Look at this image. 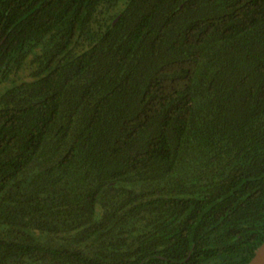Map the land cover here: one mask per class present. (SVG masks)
Here are the masks:
<instances>
[{"label":"trees","instance_id":"16d2710c","mask_svg":"<svg viewBox=\"0 0 264 264\" xmlns=\"http://www.w3.org/2000/svg\"><path fill=\"white\" fill-rule=\"evenodd\" d=\"M2 84L0 264L263 244L264 0H0Z\"/></svg>","mask_w":264,"mask_h":264},{"label":"water","instance_id":"95a60500","mask_svg":"<svg viewBox=\"0 0 264 264\" xmlns=\"http://www.w3.org/2000/svg\"><path fill=\"white\" fill-rule=\"evenodd\" d=\"M248 264H264V242Z\"/></svg>","mask_w":264,"mask_h":264},{"label":"rangeland","instance_id":"374dc122","mask_svg":"<svg viewBox=\"0 0 264 264\" xmlns=\"http://www.w3.org/2000/svg\"><path fill=\"white\" fill-rule=\"evenodd\" d=\"M28 75V72H21L20 74H19V77H21V78H24V77H26ZM11 83V82H10ZM9 83V84H10ZM6 84H2V85H0V90L1 89H3V86H5Z\"/></svg>","mask_w":264,"mask_h":264}]
</instances>
